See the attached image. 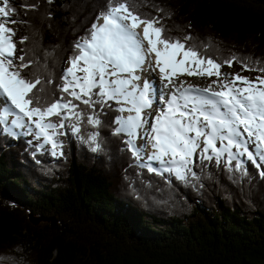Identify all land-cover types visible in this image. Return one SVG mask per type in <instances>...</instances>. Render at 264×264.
<instances>
[{"label":"trees","instance_id":"obj_1","mask_svg":"<svg viewBox=\"0 0 264 264\" xmlns=\"http://www.w3.org/2000/svg\"><path fill=\"white\" fill-rule=\"evenodd\" d=\"M121 6L196 60L264 73V0H8L28 104L65 105L49 117L57 158L0 120V264H264V165L196 156L180 179L158 174L100 87L72 94L65 63L82 64L80 43Z\"/></svg>","mask_w":264,"mask_h":264},{"label":"rangeland","instance_id":"obj_2","mask_svg":"<svg viewBox=\"0 0 264 264\" xmlns=\"http://www.w3.org/2000/svg\"><path fill=\"white\" fill-rule=\"evenodd\" d=\"M2 3H3V0H0V8H2ZM115 12H113L109 16V20H110L111 24L117 23V25H118L117 29H113L114 28L113 25H110L109 28L106 29L109 32V35H111L113 33V38H112L111 42L108 41V38L106 39V41L102 40L103 39L102 35H103L104 30L99 29V22L98 23L96 22L97 23L96 24V31H97L96 38L92 43H90V45H85V47H86V49H84L85 54L81 57L83 63L86 65V67L73 65V69H72V68H70L71 65L66 64L69 67L68 76L70 77L71 86L78 88L79 90L85 92L86 89L93 87L97 83V82H95V76H96V72H98L100 74L101 79L104 80L103 85L107 86V88L117 87L120 84L116 89L117 92L123 88V86H121L123 84H125L127 86L126 88H130L129 86H132L133 89L135 90V92H137V88L139 86H141V84H140L141 81L142 80L146 81L145 79L148 80L150 93H152V94H154L156 92V94L158 93L160 96L161 92L163 91L162 89L174 90L175 88L172 86L171 82H169V84L166 85V83L164 81V85L161 84V87H160V82L156 76H152V78H153L152 79L149 77V74H147V73L144 74L142 69L140 70L137 67V65L141 64V62L138 63V61H136V59H135V56L139 57V52L144 54V51L146 49L143 46H141L142 44H140V43H139L140 44V47H139L137 44L131 43L130 39H124V36L127 34V30H128V32L131 33V29H129L126 25L125 26L123 25V22H124V20L122 22V19L124 18L122 15L123 11L118 10V13H115ZM121 15H122V19L120 18ZM2 18L3 19H0V31H1L0 36L4 35L3 30L5 29V27L2 24V23H4V19H5L3 13H2ZM8 35L10 37V41L13 43V34L11 33V31L8 32ZM131 35L139 41V39L135 35H133V34H131ZM7 41H8V38L5 35V39H3V43L7 42ZM123 42H125V45H129V46H132L134 48L133 54H132V50H122L125 47L124 45H121ZM17 43H18V41H17ZM96 48H99V49L97 50ZM175 48H177V47H175ZM92 51H93L94 55H96V56L91 55ZM173 51L176 52L175 49H173ZM179 53H181L180 49H179ZM8 55L5 56L4 60H7ZM178 59L179 60L183 59L181 54H179ZM143 66L145 68L144 69L145 71L149 70L145 66V61H144ZM121 68H126L128 70V73L127 74L122 73ZM1 70H2V68H1ZM1 70H0L1 81L4 83V88L7 89L9 87V83L2 78L4 76L1 75ZM217 71H218L217 76L215 78L208 79V77L207 76L206 77H207V81H209V82H212L215 84L219 83L218 89H220V90H223V86H224V88L229 87L231 90H234V87H233L234 83H232V81H233L232 77H234V76L232 74L237 73V72H239L238 74L240 77H243V81H246V80H247V82L256 81V82H258V83L260 82V84L264 85V75H261V74L256 75L253 72L247 71L243 68H238L235 64H232V65L227 64L225 67L217 69ZM132 75H135V76H132ZM7 78H8V81L10 82V75L9 74H8ZM153 81H154V85H152V87L155 88L154 91L151 90V86H150L151 84L149 83V82L153 83ZM13 83H14V89H13ZM13 83H12V89H10V91L11 92L13 91L16 94H18L17 96H19V95L22 96L26 91V87H23L22 89H20L22 87L21 84H17V82L15 80H13ZM237 84H239V83H237ZM10 85H11V82H10ZM134 86H136V87H134ZM116 91L114 93H116ZM131 91H133V90H131ZM140 91L141 90L139 89V93H140ZM130 92H127L123 98L126 104L122 108V111L126 115H127L126 105L128 106L130 102L133 103V101H134V103H138L139 108L141 105L147 106L146 101H144V99L141 97V95H140L141 99H139L137 94H136L135 99H129V97L127 95ZM112 93L113 92L109 93V97H110V94H112ZM75 95H76V93H75ZM121 95H123V94H121ZM157 101L160 103L159 100L155 99V101H154L155 105H153L149 109V111H147L146 109L140 108V110L138 112L139 116L136 118V121L133 122V124L139 122L138 120H140L141 115H144L147 113H149V114L145 117L142 125H140L137 129H134L131 132V135H132L131 148L135 151L137 149L136 144L138 141L140 143L144 144L145 147H147L146 145H148L149 140H152L154 143L160 144L159 147L161 150L159 149L156 152H153L149 149H144V151H142V152H143L144 156L147 155V156H150L153 160L159 161L158 158L163 156V142L166 139L167 134L169 135V133H168L169 126L168 125L171 122H174L175 124L178 123L179 120L181 119L180 114H182V113L185 114L186 111L185 110L179 111V114H178L179 117L177 116L178 120H177V117L175 116V118L173 117L172 120L168 121V124L165 127H162V128L160 127L161 129L158 128V132H157L158 137H156L155 134H153L156 131V129L153 131V128H154L156 122L153 120H155L154 116H156V112H154V110L155 109L157 110L158 109L157 106L160 105V104H158ZM6 102L7 101L5 98L4 105H3L5 107H6ZM2 107H0V111H1ZM16 108L18 110V113L21 114V112L19 111L18 105H16ZM22 108H24V107H22ZM57 109H60V107H58V108L55 107L53 109V111H55ZM131 110L133 111L132 114H134L135 113L134 108H132ZM144 110H145V112H142ZM176 111H174V112H176ZM160 112H161V110H160ZM48 113L49 112H47V114ZM47 114L41 115V117H39L37 120L35 118V120L39 123V125L42 128L45 127V123H46L45 117ZM28 117L29 116H27V118ZM33 117L34 116L31 113H30V119H28V120H27V118L20 117L21 121L23 120L24 123L26 124V125L23 124V127H21L22 125H20V124H16L15 123L16 121H14V123H15L14 125H17L20 128H27L28 124L34 123ZM16 118H17V116H16ZM150 118L152 120V121L150 120L152 122L151 124L149 123ZM8 119H9V117H6L4 120V126L6 129L10 128V126L7 125ZM17 123H19V122H17ZM195 123H196V120H195ZM35 124L36 123L30 124L28 126L27 129H30L32 131V133H27V136L31 137L34 141H39L38 138H41L42 135L45 137V133L42 129L36 128ZM39 125L36 124V126H39ZM185 127L183 125V126L179 127V130L183 134H188V130H186L187 125ZM196 130L202 131L203 129H202V127L196 125ZM36 133H37L38 137L36 136ZM152 137H154L156 139H153ZM172 143H173V139H169V142H167L165 144L166 156L169 159L173 158V154L175 153V151H174L175 148L172 147ZM237 147H238V145L236 146V148ZM138 155L140 156L139 163L144 164V162H142V156L140 155L139 152H138ZM177 160H179V159H175L174 161H177ZM161 163H163V162L159 161V166L161 165Z\"/></svg>","mask_w":264,"mask_h":264},{"label":"bare ground","instance_id":"obj_3","mask_svg":"<svg viewBox=\"0 0 264 264\" xmlns=\"http://www.w3.org/2000/svg\"><path fill=\"white\" fill-rule=\"evenodd\" d=\"M122 15L124 17L123 20H124L125 25L129 29H131V34L135 35L139 39V41L135 37H133V38H135L138 41V43L142 44L141 46H143L146 49L144 51V54L146 56L145 57V66L149 70H147V71L143 70L144 74H146V73L149 74L150 78H152V76H156L160 82V87H161V84L165 81L166 85L169 84V82H171L172 86L175 88V89L173 88L174 90L180 89L183 86L180 84V81L183 80V79H180L181 72L183 70L174 68L170 61H169L167 69H165V68L162 69V66L166 63V59L164 57L165 50H162L160 47L161 45L158 42L154 41L150 37L148 26L144 22L136 21L134 18L126 16L124 13ZM3 39H5V35L0 36V47H2ZM0 62H2V59H0ZM0 70H1V67H0ZM187 71L189 72V70H187ZM1 73H2V70H1ZM187 78L188 77H186L184 80L187 81ZM193 79L194 78H188V80H190V81H193ZM150 84H151L150 85L151 90L154 91L155 88L152 87V85H154V81H153V83H150ZM7 89L4 88V83L1 81V76H0V97L2 96L1 95L2 91L6 92ZM162 90L163 91L161 92V95H163L165 97L168 96V94L170 92L174 91L172 89H169V90L162 89ZM144 92H141L142 93L141 97L144 99V101H146L147 106L141 105L140 108L146 109L147 111H149V109L153 106V104L155 102H152L150 100V95L152 94V93H150V88L148 89L147 94H144ZM182 92H183V94H182L181 98L183 100L177 99L170 106L163 107V105L157 101L158 104H160V105L157 106V108H158L157 110L156 109L154 110V112H156V116H154L155 120H153L156 122V124L153 128V131L156 129V131L153 133V134H155L156 137H158V134H157L158 128L165 127L168 124L169 120H172L173 117L175 118V116L176 117L178 116L179 111L185 110V108H186L185 102H186V99L188 97V93L191 92V89L183 90ZM127 96L129 98H134L136 96L135 90L131 91ZM6 101L7 102H6V107H5V106H3L4 102L0 100V107L3 106L1 111L5 112L6 117H9V119H8L9 121L7 120V125L10 126L11 129L15 126L14 125L15 123L20 124V125H22L21 127H23V124H25V123L23 120L21 121L20 117L27 118V116H29L27 118V120H28V119H30V112L19 109V111L22 114L21 115L20 113H18V110L16 108V105H18V100L14 99V98H12V99L6 98ZM224 104L225 105H230V104L232 105V102L231 101H224ZM133 106H134V102L133 103L130 102L129 105L126 106L127 114L133 113V111L131 110V108H133ZM160 110H161V112H160ZM174 111H176V112H174ZM143 112H145V111H143ZM148 114L149 113L144 114V115L147 116ZM180 115H181V119L179 120L178 123H176L177 129H175V131L181 134L182 132L179 130V127L183 126V124H182L183 122H181V120L182 121L184 120L183 117H186V113L185 114L182 113ZM16 116H17V118H16ZM178 117H177V120H178ZM150 120H151V118L149 119V123L151 124L152 120L151 121ZM14 121H16V122L14 123ZM17 122H19V123H17ZM37 127L39 129H42L45 133V137H47V131L45 129L41 128L40 126H37ZM186 130H188V129H186ZM225 135L226 136L228 135L227 139H229L230 143H232L231 140H232L233 135L232 134H225ZM152 138L156 139L154 137H152ZM146 146L147 147H145V149H149L153 152H156L157 150L160 149V147H159L160 144L154 143L152 140H149V143ZM172 163H174V165H177L178 160L173 161ZM160 166H163V163H161Z\"/></svg>","mask_w":264,"mask_h":264},{"label":"clouds","instance_id":"obj_4","mask_svg":"<svg viewBox=\"0 0 264 264\" xmlns=\"http://www.w3.org/2000/svg\"><path fill=\"white\" fill-rule=\"evenodd\" d=\"M67 63V62H66ZM66 63H65V65H66Z\"/></svg>","mask_w":264,"mask_h":264}]
</instances>
